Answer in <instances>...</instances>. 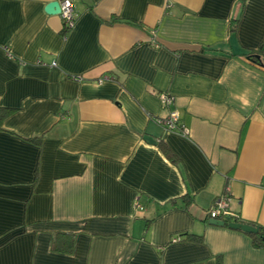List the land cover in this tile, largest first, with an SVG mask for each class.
<instances>
[{
  "label": "crops",
  "instance_id": "1",
  "mask_svg": "<svg viewBox=\"0 0 264 264\" xmlns=\"http://www.w3.org/2000/svg\"><path fill=\"white\" fill-rule=\"evenodd\" d=\"M51 1L0 0V264H264L207 214L264 227V0Z\"/></svg>",
  "mask_w": 264,
  "mask_h": 264
},
{
  "label": "built area",
  "instance_id": "2",
  "mask_svg": "<svg viewBox=\"0 0 264 264\" xmlns=\"http://www.w3.org/2000/svg\"><path fill=\"white\" fill-rule=\"evenodd\" d=\"M245 1V0H241ZM60 17L65 27L70 28L74 23V7L72 0L60 1ZM54 64V63H53ZM159 99L165 107H168L172 103V97L165 93L159 94ZM159 124L166 130H178L181 133H186L185 126L180 121V115L175 110H168V113L158 120ZM229 195L227 193L217 197L212 205L207 209V214L210 219L222 220L225 223L230 221L237 222L238 216L232 212L228 207ZM179 240V237L173 239V241Z\"/></svg>",
  "mask_w": 264,
  "mask_h": 264
},
{
  "label": "trees",
  "instance_id": "3",
  "mask_svg": "<svg viewBox=\"0 0 264 264\" xmlns=\"http://www.w3.org/2000/svg\"><path fill=\"white\" fill-rule=\"evenodd\" d=\"M244 2V1H243ZM237 22L238 19H234L233 22L230 24V29L234 31L237 27ZM65 31L68 30V27H65ZM245 55L249 57L250 59H253L255 63H259L262 66H264V45H260L257 49L255 50H249L245 52ZM14 109L12 108H7V107H0V129H2V124L4 119L9 116ZM35 139V137H30V140ZM165 154L167 157L175 162L176 158L173 156V154L166 148H163ZM238 222H241V220H236ZM251 236V242L253 246L255 247H262L264 248V227H259V232L256 234L248 233ZM195 236L193 240L196 241H201L202 237L201 236ZM179 239H181V236H179ZM73 242H74V234L71 232H61L58 231L55 233L54 238L51 243V248L53 251L57 252H64V253H69L73 249Z\"/></svg>",
  "mask_w": 264,
  "mask_h": 264
},
{
  "label": "water",
  "instance_id": "4",
  "mask_svg": "<svg viewBox=\"0 0 264 264\" xmlns=\"http://www.w3.org/2000/svg\"><path fill=\"white\" fill-rule=\"evenodd\" d=\"M44 9H45V12H47L48 14H60V11H61L60 1H57V0L51 1L45 6ZM209 223L213 225H220V226H223L226 224L229 228L238 229L246 233L256 234L259 232L258 226H254L248 223L235 222V221H230L228 223H225L222 220H215V219H211Z\"/></svg>",
  "mask_w": 264,
  "mask_h": 264
}]
</instances>
